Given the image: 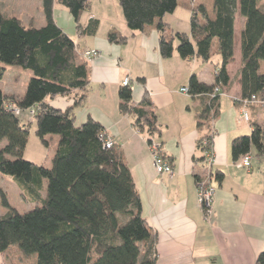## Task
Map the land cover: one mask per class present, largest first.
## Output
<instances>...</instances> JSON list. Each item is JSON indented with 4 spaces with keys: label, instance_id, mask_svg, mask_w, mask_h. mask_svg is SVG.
<instances>
[{
    "label": "trees",
    "instance_id": "obj_1",
    "mask_svg": "<svg viewBox=\"0 0 264 264\" xmlns=\"http://www.w3.org/2000/svg\"><path fill=\"white\" fill-rule=\"evenodd\" d=\"M57 1L72 13L82 35L96 33L100 21L91 19L87 26L79 22L90 0ZM178 1L119 0L131 31L144 32L156 24L165 58L179 51L183 58L195 55L208 63L217 43L221 62L214 63V82L207 84L193 74L187 87L189 95L201 98V106L195 109L196 127L202 134L198 147L206 152L213 145L211 122L219 116L221 96L231 84L227 67L235 52L238 11L245 18L241 96L246 100L263 93L264 0H214V18L199 5L190 17V34L174 33L164 22L166 14L176 11ZM42 2V27L25 25L17 16L0 12V77L5 64L32 72L23 95H9L0 88V143H4L0 173L13 176L26 201L34 204L29 211L18 212L8 202L0 181L2 202L9 208L7 215L0 216V250L18 245L24 256H37L35 264H157V239L142 214L141 196L122 149L115 144L106 146L107 134L95 119L88 118L81 125L76 122L74 107L81 105L90 89V66L73 38L56 23V0ZM108 40L122 44L126 37L111 30ZM58 96L71 97L73 106L55 108L50 100ZM119 98V109L133 117L136 129L147 133L149 144L157 141L161 129L152 103L146 100L135 105L130 85L121 87ZM10 100L22 111L34 110L35 118L24 123L22 114L9 109ZM33 123L35 134L49 149L47 136H59L50 168L23 157ZM253 125L250 134L232 141L235 161L252 155L254 148L257 155H264V127ZM215 176L220 181L223 174ZM257 257L256 264H264V251Z\"/></svg>",
    "mask_w": 264,
    "mask_h": 264
},
{
    "label": "crops",
    "instance_id": "obj_2",
    "mask_svg": "<svg viewBox=\"0 0 264 264\" xmlns=\"http://www.w3.org/2000/svg\"><path fill=\"white\" fill-rule=\"evenodd\" d=\"M197 1L210 17H215L214 0L209 4ZM36 2L40 13L37 27H42L43 2ZM193 7L188 0H179L176 11L166 14L164 22L175 33L190 34ZM53 12L56 23L73 38L83 58L86 49L99 51L100 56L88 62L90 89L81 105L74 107L76 122L81 125L88 118L95 119L122 149L141 196L142 214L157 239V264H256L257 256L264 251V155H257L254 148L248 170L233 159L231 148L237 136L253 131V124L264 127L263 108L250 106V118L245 121L241 106L234 103L242 94L241 33L245 18L239 11L235 14V52L227 67L231 84L221 96L219 116L211 122L215 162L208 165L205 151L198 147L202 134L196 127L195 109L201 106V98H193L182 89L189 86L193 74L207 84L214 82V63L221 62L216 42L208 63L195 55L183 58L179 51L165 58L159 49L156 24L144 32L131 31L119 0H90L79 22L87 26L91 19L100 21L95 34L79 33L72 13L57 0ZM28 15V26H33L35 15ZM111 30L124 35L126 41L110 42ZM260 70L264 74V61ZM126 78H130L135 105L141 106L146 100L152 103L161 129L156 140L172 162V175L156 172L147 133L136 129L133 117L119 109V91ZM1 89L19 95L12 87ZM50 101L57 109L69 108L74 102L63 96ZM28 117L26 113L25 119ZM217 172L223 174L220 181L216 180ZM197 177L216 187L209 216L199 203Z\"/></svg>",
    "mask_w": 264,
    "mask_h": 264
},
{
    "label": "rangeland",
    "instance_id": "obj_3",
    "mask_svg": "<svg viewBox=\"0 0 264 264\" xmlns=\"http://www.w3.org/2000/svg\"><path fill=\"white\" fill-rule=\"evenodd\" d=\"M182 1L186 2V0H181V2ZM188 1L193 4L194 6L193 10H196L199 7L200 4L199 1L197 0H188ZM204 1L208 4L211 2V0H204ZM26 5H28L27 8H25L27 10L24 9ZM0 12L8 16L11 15L19 16L20 19L22 18L21 20L23 21V23L26 22L27 25H29L27 22L28 21L27 16H29L28 14L30 15L34 14L35 23L33 24L36 26H40L39 5L37 4L36 0H0ZM44 25H45V21H44ZM3 66L5 67V72H4L5 76L0 77V88L12 87L17 91L19 95L24 94L25 89L27 88V85L29 83V79L32 76L31 70L25 68L23 69L22 67L16 64L13 65L5 64ZM9 103H11L14 107H16L20 111V113L22 114L21 120L24 123L32 121L35 118L36 112L34 110L28 109L26 111H22L18 106H16L15 102H12L10 100ZM26 113L29 117L25 119ZM35 130H36L35 125H33L30 129V134H29L30 136L23 157H25L27 160L28 159L31 160L37 165H44L50 168L51 160L57 149L59 136L58 135L47 136V139L50 140V145H51L49 149L48 147L43 145L40 138L35 134ZM106 138H107L106 140L109 139L108 136ZM114 144L115 143H113V145ZM205 159H206V154H205ZM0 181L4 191H6L8 202H10L11 206L15 208L18 212L29 211L34 207V204L26 201L22 191L19 189V183H17L16 179L13 176L4 175L0 173ZM199 183L203 184V187L205 188L206 187L210 188L213 186L211 182L202 180L198 182L197 194H199L198 193ZM8 210L9 208L3 204L0 195V216L7 215ZM211 211L213 212V207L211 208ZM36 260H37V256L35 254H33L32 256H24L19 251L18 245H11L10 249L6 252H2L0 250V263L2 264H35Z\"/></svg>",
    "mask_w": 264,
    "mask_h": 264
},
{
    "label": "built area",
    "instance_id": "obj_4",
    "mask_svg": "<svg viewBox=\"0 0 264 264\" xmlns=\"http://www.w3.org/2000/svg\"><path fill=\"white\" fill-rule=\"evenodd\" d=\"M82 55L86 59L87 62H90V60L99 57V51L96 49H86L82 52ZM130 84V78H126L123 82L124 85ZM184 92H187V88L182 89ZM237 102L241 105V112L243 114V118L245 121L249 120L250 115L248 114V109L250 106H259L261 108H264V90L262 94L252 95L250 98H246V100L242 99V96L235 97L234 103ZM9 109L13 110L14 113L21 114L20 111L14 107L11 103L8 102ZM113 141L109 138L106 140V146L111 147L113 145ZM150 151L152 152L153 156V162L155 166V170L157 173L161 174H170L172 175L173 172V166L172 163L169 162L163 155L162 151V145L158 141H154L152 144H149ZM206 154V164L212 165L214 160V154L213 150H209L205 152ZM252 155L248 154L240 158L239 166L248 169L251 167L252 164ZM200 182V181H198ZM215 190L216 188L214 186L210 188L203 187V184L199 183L198 188V197H199V203L202 205V209L204 210L205 215L209 216L212 214L211 208H212V202L215 196Z\"/></svg>",
    "mask_w": 264,
    "mask_h": 264
}]
</instances>
